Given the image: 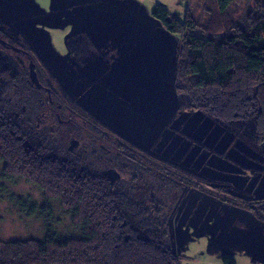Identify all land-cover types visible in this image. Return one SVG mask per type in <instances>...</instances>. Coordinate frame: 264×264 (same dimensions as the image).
Wrapping results in <instances>:
<instances>
[{"label":"rangeland","instance_id":"374dc122","mask_svg":"<svg viewBox=\"0 0 264 264\" xmlns=\"http://www.w3.org/2000/svg\"><path fill=\"white\" fill-rule=\"evenodd\" d=\"M78 1L86 0H0V97L11 93L8 81L29 67L17 48L31 51L47 82L58 81V87L62 85L112 131L162 156L155 162L166 171H154L148 178L138 172L145 178L144 193L161 201L159 194L179 182L181 175L201 184L196 191L173 189L178 196L167 225L168 240L180 264H223L224 256H232L235 264H264V220L258 218L264 206V144L245 141L251 137L246 124H221L201 111L178 108L174 71L180 36L151 15L147 0H114L128 3L136 15L123 16L122 30L114 29L119 16L111 18L115 10H109L108 3L86 9ZM184 1L181 13L173 15L178 20L186 13ZM92 21L98 24L92 27ZM80 33H94L98 43L85 54L82 66L75 53L81 40L72 37ZM2 41L16 50L6 49ZM43 126L39 133L54 129L61 150L69 145L70 124L62 122L57 128L44 121ZM80 151L81 147L62 154L72 160ZM99 161L94 157L95 165ZM0 184V243L42 239L46 222L37 215L27 216L16 202L21 198L40 205L41 192L22 178ZM51 206L50 230L59 238L79 237L59 204L51 201Z\"/></svg>","mask_w":264,"mask_h":264},{"label":"trees","instance_id":"16d2710c","mask_svg":"<svg viewBox=\"0 0 264 264\" xmlns=\"http://www.w3.org/2000/svg\"><path fill=\"white\" fill-rule=\"evenodd\" d=\"M244 4V0H187L182 20L158 4L151 15L180 36L174 71L178 108L201 111L221 124H246L251 137L245 141L262 145L264 0ZM76 36L81 41L75 53L82 66L90 47L83 34L72 37ZM27 71L28 67L11 78L7 83L11 93L0 97V180L22 178L41 192L40 205L21 198L16 202L27 216L41 217L47 229L40 240L0 243V264H180L168 240L167 225L178 196L173 189L196 191L201 184L181 175L156 201L144 193L145 178L138 173L141 170L148 178L154 171H166L151 153L138 148L133 155L126 147H121L126 153H120V148L107 146L111 151H102V161L96 165L91 157H64L62 150L73 153L59 148L54 129L50 134L38 131L45 127L44 121L57 128L59 123L48 111L54 104L43 88L30 82ZM37 75L41 85L49 86L39 71ZM50 91L52 95L55 90ZM110 168L119 173L114 175ZM51 201L70 217L79 237L59 238L50 230ZM261 208L258 218L264 220ZM223 262L234 264V259L223 257Z\"/></svg>","mask_w":264,"mask_h":264},{"label":"flooded vegetation","instance_id":"af4514ba","mask_svg":"<svg viewBox=\"0 0 264 264\" xmlns=\"http://www.w3.org/2000/svg\"><path fill=\"white\" fill-rule=\"evenodd\" d=\"M8 26L11 27L10 25ZM2 43L4 44V47L6 49L16 50V47L13 44L7 41L6 42L2 41ZM17 52L23 53V55L25 56L27 60V64L28 63L30 64L31 62L34 66L36 75H37V71H39L41 74V78L47 83V85H49V86H43L40 84L41 85L40 88H43L44 91L47 93V97L49 99L50 104L52 105L54 104V106H49L48 111L51 112L55 116V119L57 120L59 124H62V122L70 124L73 130V136L71 140H76L77 145L71 151L69 150V145H68L66 147V150L68 152L74 153L77 150H79V148L81 147V151H80L81 154H79L76 157L80 158L82 156H88L91 158H94V157L100 158L102 156V151L104 152L111 151L110 149L107 148V146H111L112 147L111 149L120 148L118 149L120 153H126L125 151L121 150V147H126L128 148V150H130V154H133V155L137 154L138 147L134 146L131 142L119 136L117 133H115L110 128H108L105 124H103V122H101L98 118L93 116L91 112H88L84 107H81L79 104H77L75 101L76 98L64 92L61 86L58 87V85H60L58 81L54 82V84H52L51 82L50 83L47 82L45 79V72L43 70L42 65H36V59L33 56V53L31 51H28L26 49H23L22 51H20L17 48ZM27 72L29 73V67H28ZM37 78H38V75H37ZM50 88H53V89L55 88L54 89L55 91L52 94L54 97H56L55 101L50 99V97L52 96ZM62 106L64 108H62ZM62 115L63 117L66 115L68 117L66 119H62L61 118ZM80 135L85 138L84 140H86V143H84L85 141L83 142ZM143 151L146 153H149L148 151H145V150Z\"/></svg>","mask_w":264,"mask_h":264},{"label":"crops","instance_id":"0c3cea01","mask_svg":"<svg viewBox=\"0 0 264 264\" xmlns=\"http://www.w3.org/2000/svg\"><path fill=\"white\" fill-rule=\"evenodd\" d=\"M78 5L82 6L86 4V9L91 8L93 6H96L98 4L101 3H105L109 5V10H115V13H111V18L115 17V16H119L118 18V22L116 23V27H114V29H119L122 30L125 26H126V21L124 20L123 16H128L130 18L135 17L136 15H133L129 9H128V3H124V1H119V3H117L114 0H86V1H78ZM89 4H94L92 6H88ZM147 4L150 7H153L154 5L158 4L161 5L166 11H168L170 14L175 15L177 13H181V10H183V8L185 7V1L184 0H147ZM111 5V6H110ZM75 7H76V3H75ZM70 8V7H67ZM95 8V7H94ZM94 22V23H92ZM92 27H95L98 24V21H92ZM96 22V23H95ZM138 23L134 24L135 26ZM98 28V27H96ZM100 28V27H99ZM83 34L86 38L84 39V44H88L89 45V49L87 52L92 51L91 48L95 49V46H98L97 40L94 37V33H80ZM88 39V40H87ZM85 63V62H84ZM224 257H231L232 256H224ZM234 259V258H233ZM222 263L226 264L223 262V257H222ZM234 264H235V260H234Z\"/></svg>","mask_w":264,"mask_h":264},{"label":"water","instance_id":"95a60500","mask_svg":"<svg viewBox=\"0 0 264 264\" xmlns=\"http://www.w3.org/2000/svg\"><path fill=\"white\" fill-rule=\"evenodd\" d=\"M29 78H30V81L35 85V86H37V87H40L41 85H40V83H39V81H38V78H37V75H36V72H35V70H34V66H33V64L30 62V64H29ZM62 86V85H61ZM63 89H64V87H63ZM65 90V89H64ZM66 91V90H65ZM69 94V93H68ZM97 118V117H96ZM99 119V118H98ZM100 120V119H99ZM128 141V140H127ZM130 142V141H129ZM134 146H136V147H138V148H140V149H143V150H145V151H148L149 153H151L152 155H154V156H157V157H162L161 155H158V154H156V153H154V152H152L151 151V149H149V148H145V147H142V146H140V145H138V144H136V143H134V142H131ZM77 145V141L76 140H71L70 141V144H69V150L71 151L75 146Z\"/></svg>","mask_w":264,"mask_h":264},{"label":"bare ground","instance_id":"6f19581e","mask_svg":"<svg viewBox=\"0 0 264 264\" xmlns=\"http://www.w3.org/2000/svg\"><path fill=\"white\" fill-rule=\"evenodd\" d=\"M139 105V104H138ZM204 212V211H203Z\"/></svg>","mask_w":264,"mask_h":264}]
</instances>
